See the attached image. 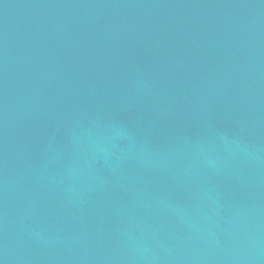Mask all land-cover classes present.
Masks as SVG:
<instances>
[{
    "label": "water",
    "instance_id": "1",
    "mask_svg": "<svg viewBox=\"0 0 264 264\" xmlns=\"http://www.w3.org/2000/svg\"><path fill=\"white\" fill-rule=\"evenodd\" d=\"M0 264H264V0H0Z\"/></svg>",
    "mask_w": 264,
    "mask_h": 264
}]
</instances>
